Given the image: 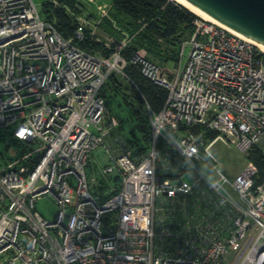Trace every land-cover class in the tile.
<instances>
[{"label":"built area","instance_id":"built-area-1","mask_svg":"<svg viewBox=\"0 0 264 264\" xmlns=\"http://www.w3.org/2000/svg\"><path fill=\"white\" fill-rule=\"evenodd\" d=\"M53 9L43 18L34 0H0V141L5 152L20 145L15 161L0 158V264H264L258 168L249 162L232 180L212 153L221 141L264 154V51L198 17L174 71L136 53L131 64L168 98L148 108L153 147L135 156L101 96L128 66L124 43L109 58L91 54L79 46L89 18L78 15L64 38ZM98 9L103 19L111 5ZM99 150L102 176L120 177L106 200L87 175ZM45 194L58 209L52 222L37 211Z\"/></svg>","mask_w":264,"mask_h":264},{"label":"trees","instance_id":"trees-1","mask_svg":"<svg viewBox=\"0 0 264 264\" xmlns=\"http://www.w3.org/2000/svg\"><path fill=\"white\" fill-rule=\"evenodd\" d=\"M56 1L59 3L58 8H55L50 1L45 4L46 17L52 18L49 16L54 8L53 17L56 20L57 30L64 38H70L74 35L77 26L76 17L85 13L88 3L86 6L82 0ZM106 1L111 5V9L102 26L110 27L113 36L121 39L115 38L112 50L109 51L115 52L125 37L129 38L130 45L122 51L123 58L128 62L124 75L121 77V75L117 76L116 73H112L102 88L101 96L105 99L109 112L108 103L110 101L126 106L129 120L133 125L127 128V119H117L119 122L117 132L125 137L135 156L146 155L153 147L148 108L160 112L166 105L168 91L147 79L139 68L132 65V57L144 50L148 60L164 70L171 64H179L182 45L193 35V23L198 16L173 0ZM102 20L100 17L95 23L98 25ZM79 46L91 54L103 49L101 44L92 42L88 31L87 39L79 43ZM110 52L106 54L110 55ZM123 80L128 83V86L124 85L126 83ZM216 135L217 133H209L207 138H213ZM158 148L160 151H165L164 153H169L171 150L161 140ZM248 161L254 162L257 166L259 171L257 184H262L264 182V154L259 148L254 147L249 152ZM119 183L120 177H115L116 188L114 187L112 195L119 192ZM107 220L114 224L115 215H109Z\"/></svg>","mask_w":264,"mask_h":264},{"label":"rangeland","instance_id":"rangeland-1","mask_svg":"<svg viewBox=\"0 0 264 264\" xmlns=\"http://www.w3.org/2000/svg\"><path fill=\"white\" fill-rule=\"evenodd\" d=\"M34 1L42 17L45 18L46 17L45 4H47L49 0H34ZM82 1L86 4V6L88 3V6L86 7L85 13L79 17H86V18H89V19L91 18L94 20L92 21V23H94L92 24L93 26L89 25L88 27V30H87L88 34L91 36L92 42L99 43L103 46V49L95 52V55L103 57V58H109L116 51L110 52L106 44H108V42L110 41V39H112V37L113 39L116 38L117 40L120 38L117 36L115 37L113 36L110 27L102 26V24L106 22V17L103 18V20L99 22L98 25L96 24L98 20L100 19L99 9H98L100 4H109V2H107L106 0H98V4L95 5V4H91L88 0H82ZM108 13H110V11ZM122 43H124L123 45L125 47L130 45L129 38L125 37V39L122 40ZM106 52L107 53L110 52V55H107ZM188 53L189 51L187 49L186 57L188 56ZM178 67H179V64L177 65L171 64L165 70L167 72L169 71L171 72L177 69ZM115 73L117 76H120V75L121 77L123 76V74H121L118 71ZM124 85L128 86V83ZM108 108L111 112V115L115 117L116 119L118 120L127 119L128 120L126 122L127 128H130V125L131 126L133 125L129 120L130 118L129 112L126 106L120 105L114 101H110L108 103ZM207 120L210 121L211 120L210 117H207ZM5 147H6V143L0 141V158L5 160V157H6L9 160L15 161L17 158L20 157V146H18L17 143H12V145L10 146L7 152H5ZM212 153L214 154L216 159L222 164L223 173L232 180L235 179L238 175H240L245 170V168L250 162L248 161L249 154H245L241 152L235 146L226 145L225 143L221 141L215 144L212 150ZM92 160H93L92 163L87 169V175H88L90 182L92 179L96 180V183L92 182V192L95 196L100 197L103 200H106L107 198L112 196V193L114 192L115 176L113 175L108 178L105 176L104 177L102 176L103 168L105 167V165L108 164V159L104 155L102 150L94 152L92 156ZM37 211L50 222L54 221L57 215V211H58L57 206L54 201V197L51 194L42 195L37 204Z\"/></svg>","mask_w":264,"mask_h":264},{"label":"water","instance_id":"water-1","mask_svg":"<svg viewBox=\"0 0 264 264\" xmlns=\"http://www.w3.org/2000/svg\"><path fill=\"white\" fill-rule=\"evenodd\" d=\"M211 18L264 46V0H186Z\"/></svg>","mask_w":264,"mask_h":264},{"label":"bare ground","instance_id":"bare-ground-1","mask_svg":"<svg viewBox=\"0 0 264 264\" xmlns=\"http://www.w3.org/2000/svg\"><path fill=\"white\" fill-rule=\"evenodd\" d=\"M173 1H175L176 3H178V4H180V5H182V6H184L185 8H187L188 10H190L192 13H194L195 15H197L198 17H202V18H204V19H206V20H208V21H211V22H213V23H215V24H218V25H221V26H224L223 24H221V23H219L218 21H216L215 19H213V18H211L210 16H208L206 13H204L203 11H201V10H199L198 8H196V7H194L192 4H190V3H188L186 0H173ZM224 27H226V26H224ZM226 28H228V27H226ZM229 29V28H228ZM229 30H231V29H229ZM232 31V30H231ZM232 32H234V31H232ZM234 33H236V32H234ZM237 35H240L239 33H236ZM240 36H242V35H240ZM243 38H245L244 36H242ZM247 39V38H246ZM247 40H249V39H247ZM249 41H251V40H249ZM251 42H253V41H251ZM254 44H256V45H258L263 51H264V46H262V45H260V44H257V43H255V42H253Z\"/></svg>","mask_w":264,"mask_h":264}]
</instances>
